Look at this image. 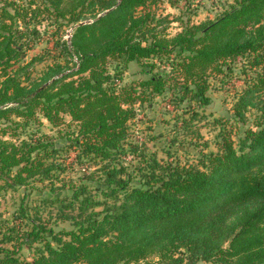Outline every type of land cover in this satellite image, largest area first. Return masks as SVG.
Here are the masks:
<instances>
[{
	"label": "trees",
	"instance_id": "obj_1",
	"mask_svg": "<svg viewBox=\"0 0 264 264\" xmlns=\"http://www.w3.org/2000/svg\"><path fill=\"white\" fill-rule=\"evenodd\" d=\"M156 3L0 0V196L23 189L0 211V264H264V0L175 35ZM46 21L53 62L35 77L46 54L26 57ZM238 59L244 86L208 150L210 78ZM130 63L143 76L126 84ZM155 96L181 111L194 159L130 139L136 105ZM42 118L64 129L58 140Z\"/></svg>",
	"mask_w": 264,
	"mask_h": 264
},
{
	"label": "rangeland",
	"instance_id": "obj_2",
	"mask_svg": "<svg viewBox=\"0 0 264 264\" xmlns=\"http://www.w3.org/2000/svg\"><path fill=\"white\" fill-rule=\"evenodd\" d=\"M236 0H157L155 9L158 15H167L170 23V33L175 35L180 32L187 23H201L207 20L215 19L225 9L235 5ZM47 21L40 27L42 30L41 38L37 41L36 46L28 51L26 59H30L36 54H46L43 62L37 63L34 71L35 77L42 76L43 70L47 65L53 62L52 56H47V47H51V33L54 27H47ZM48 29V33L45 32ZM73 28L67 27L62 33L63 39L70 41ZM57 39V38H54ZM56 40H53L55 42ZM51 49V48H50ZM58 51L52 55H57ZM241 60V58H239ZM238 62L232 63V70L218 74L210 78L211 88L209 94L212 97V102L203 110L205 118L200 121V142H208V150H216L215 141L218 133V126L214 121L218 118L230 117L232 115L233 106L237 98V92L244 86L245 77L241 73V64ZM63 60V59H62ZM140 67L136 63H130L124 71L123 77L126 84L131 83L135 78L142 77ZM137 117L131 123L130 139L135 143H145L148 153H155L160 160L180 158L182 161L194 159V156L199 154L198 148L190 140L187 134L182 130L177 131L174 127L177 118L175 115L181 113L174 106L166 102L164 96H155L151 102H146L142 105L137 104ZM43 119V118H42ZM44 125L41 128L42 132L48 133L54 139L58 140L59 130L64 131L62 127H53L47 120L43 119ZM233 122H235L233 120ZM236 130V128H235ZM238 131V130H237ZM179 142L173 144V139L177 138ZM63 143L60 142L58 146ZM169 152L174 154L172 157ZM66 155V153H64ZM70 157H75V152H70ZM126 163H136L130 155L126 158ZM73 174V173H71ZM23 189H7L0 196V211L8 214L14 210L21 201ZM236 218L234 217L232 221ZM227 244V242L225 243ZM24 256H30V252L24 250ZM197 264H213L211 262L200 261Z\"/></svg>",
	"mask_w": 264,
	"mask_h": 264
},
{
	"label": "built area",
	"instance_id": "obj_3",
	"mask_svg": "<svg viewBox=\"0 0 264 264\" xmlns=\"http://www.w3.org/2000/svg\"><path fill=\"white\" fill-rule=\"evenodd\" d=\"M70 35L72 36V32H71V34H70ZM74 61H75V63H77V64L79 63V60H78V58H77V57H75V58H74Z\"/></svg>",
	"mask_w": 264,
	"mask_h": 264
}]
</instances>
